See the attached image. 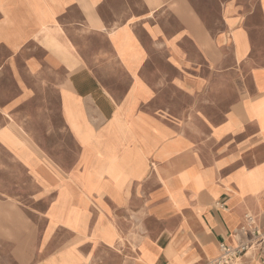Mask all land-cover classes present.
<instances>
[{"label":"crops","instance_id":"1","mask_svg":"<svg viewBox=\"0 0 264 264\" xmlns=\"http://www.w3.org/2000/svg\"><path fill=\"white\" fill-rule=\"evenodd\" d=\"M0 150V264H208L264 230V0H0Z\"/></svg>","mask_w":264,"mask_h":264},{"label":"built area","instance_id":"2","mask_svg":"<svg viewBox=\"0 0 264 264\" xmlns=\"http://www.w3.org/2000/svg\"><path fill=\"white\" fill-rule=\"evenodd\" d=\"M239 232L247 234V240L236 247L221 244V254L208 264H237L252 248L264 244V230L259 227L256 218L251 214L246 215V222L240 227ZM255 264H264V250L259 254Z\"/></svg>","mask_w":264,"mask_h":264},{"label":"rangeland","instance_id":"3","mask_svg":"<svg viewBox=\"0 0 264 264\" xmlns=\"http://www.w3.org/2000/svg\"><path fill=\"white\" fill-rule=\"evenodd\" d=\"M4 158H5V154L2 150H0V160L1 159L3 160ZM22 184L23 182L18 184L15 181L14 176L5 175V174L0 173V196L4 198L5 194L7 193H16L20 189L19 185H22Z\"/></svg>","mask_w":264,"mask_h":264}]
</instances>
